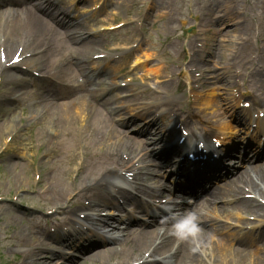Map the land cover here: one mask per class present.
<instances>
[{
	"label": "bare ground",
	"instance_id": "bare-ground-1",
	"mask_svg": "<svg viewBox=\"0 0 264 264\" xmlns=\"http://www.w3.org/2000/svg\"><path fill=\"white\" fill-rule=\"evenodd\" d=\"M40 1V4H33L32 0H0V45L4 47V51L7 53L5 62H2L0 58V72L2 75V73H11L15 70L16 72L13 74L21 77H14L9 83L11 88H8L7 93L4 95L3 99L0 100V108H4L5 112L3 114H9L12 112V110L8 109L10 104L13 103L16 107L15 104H19V102L25 100L27 96L31 94L35 95L34 99L37 100V104L34 113L40 116L42 120L48 121L45 127L51 132L46 140V147H55V145H58V143L62 141H65V145H69L60 150V154L63 151V155H60L61 159L57 161V163L64 161V164L70 166L67 171H64V178L62 180H57L55 176L49 177L48 186L43 184L45 181H43L42 178L38 183L39 187L42 183L43 191L47 194L48 198L50 197L53 200V203L59 202V207L57 209L60 210L59 215L61 216V222L56 225L57 229H62L63 226L72 228L74 223H82L84 219L90 220V222H96L99 227L110 228L112 229L111 231H116L119 227L115 223L124 221V224L127 226L123 240L117 242L116 246L118 248L108 247L105 250L96 252L94 258H96L98 264H123L135 257H140L145 251L151 252L148 257L149 259L153 256H164L162 263L159 264H204L200 260L198 255L199 249L196 244L199 245V248H202L206 242V238L212 231V229H210L211 226L209 227L212 218L206 213V210L210 207L209 203L218 201L224 202V199H233L232 202H228L232 203V209H252L256 213H262L264 208L261 207V203L256 202L253 198L241 199L237 198V196L241 194L246 196L248 193L259 195V197L264 195V189L262 190L259 184L256 183V179L264 183V164L252 165L250 158L248 156L244 157L245 160L242 161L244 171L236 180H230L223 185L216 183L218 175L220 176L217 172L214 173L213 167L218 164L216 159H214L212 163L203 165L205 170L204 174L199 173V166H197L194 171L188 172L186 177L195 183L194 190H191V193L188 191V193L194 194L195 189L198 187L196 194L202 189L207 191L206 198L199 201L197 200L192 204L186 200V203L180 207L182 216L188 212L196 214L195 227L187 221L185 225H188L183 228L178 227L177 223L172 227H166L164 229L166 224H160L159 218L156 215L151 216V221H140L132 216L125 219L120 216L126 203L132 202L135 204L136 198L134 197V200L130 196V193L133 194V190H142L141 180H156V178L152 176L151 167L148 165L149 152L138 140H132L128 136L126 137L119 133L113 124L105 123L104 118L100 117L101 107L106 105V101H99L98 92L95 88H90V85L93 84L90 83L93 75L88 67L90 65V55L96 51L101 43V39L97 34L98 32L94 29L96 27H93L94 34L90 36L86 34L83 29V26L90 22H87L85 15L78 16L79 13L77 11V13L73 15V18L70 19V15L63 13V11L55 5V1ZM160 7L164 8L161 2H157V8ZM223 17L225 20L222 19ZM91 18L92 16H90V19ZM222 18L221 25L224 26L231 20L230 18H233V12L231 10H224ZM235 28L234 26L233 31L236 30ZM86 31L88 30L86 29ZM225 34L227 33L225 32ZM24 43L25 46L28 47H35V45L40 44V47L44 48V50L38 56H32L30 59L26 58L23 60V62L29 63V65H25V63L22 62L12 64L11 61L14 58L13 53L15 54L16 51L14 50L12 53L13 57L9 59L11 55L10 51L15 47V44L16 48H18L17 46L19 45L23 44L24 46ZM247 43H250L249 38L244 41L241 48L243 49L248 46ZM73 53H77V57L74 59L72 58ZM68 57L70 59H68ZM144 57L148 59L149 55L145 53ZM83 59L86 60L84 61ZM194 60L197 61L196 58L191 56L189 67L194 64ZM105 65L101 71H104L103 73L106 77H110L107 74L113 76L122 70L121 64H115L114 66L109 63ZM197 65L199 69L204 71L207 69L204 68L203 65L201 67V64H196V66ZM230 66L231 67L228 65L223 68V73L219 72L221 76H217L219 81H223V84L227 86V88L234 90L237 88L235 91L240 98L236 99L233 97V99L239 101L245 95L253 97L259 95L264 99V54L261 53L259 48L255 49L253 55L250 56L246 64L243 63L239 65L235 58L232 60ZM143 68L142 72H152L148 66ZM160 69L161 68L158 69V67L155 68V72H160ZM232 69H235V71H232ZM17 70H20L22 73H17ZM224 70L230 74L226 73ZM204 71L201 72L199 78H196L198 82L194 79L197 73L193 76L192 73L189 74L188 72L189 76L187 78V83L189 92L187 91L186 100L184 101L181 98L178 102L170 101L165 108V112H161L159 118L155 117L159 119L158 122H154V124L151 125L150 123H145L139 127V131H142L145 135L149 134L152 140L157 143L159 142V132L167 126V121L163 124V118L166 116L177 117V110L184 109L183 106L188 103L190 98L197 102L202 101L201 103L210 107L212 104L211 102L205 99V97H199L195 94L203 92L200 87L202 85H200L199 82L204 78ZM44 73L45 76L60 80L73 75L86 76L88 78L89 88H77L76 85H70L68 87L52 86L50 85L52 84L50 83L51 80L47 78L41 79L39 75L38 77L35 75H44ZM216 73L218 72L215 71L214 74ZM38 81H40L41 84L38 86L37 92H32L31 89L26 90L24 88V86L29 83L37 86ZM112 82L116 83L115 81ZM166 87L169 88V84H166ZM0 88L2 89V87ZM57 88H62L64 94L72 96V98L68 101H60L63 93L56 90ZM72 90H75V92ZM126 101H129V99ZM95 103L99 104L98 108L94 107ZM126 110L131 111L133 109L127 108ZM75 111V114L78 116L76 115L73 121ZM133 111L137 110L134 109ZM79 116L82 118V125L85 123L83 131L81 130L82 132L78 127ZM136 116L142 117L140 113H137ZM171 119L172 118H170V120ZM11 122V124L8 123L7 126H5L4 131H8L14 126L15 118L11 119ZM2 127H4V125ZM166 130L169 135L174 134L172 130ZM227 132H239V128L234 130L230 129ZM12 133H14V135L11 141L17 136L18 132L15 130L11 132V134ZM69 136L72 138L73 142L71 140H66L69 139ZM79 140L81 144H83L82 146L78 143ZM93 142L99 144L97 154H93L89 151V147ZM178 143L171 146L170 150H173L174 153L178 149ZM168 144H170V142ZM250 147L251 146L248 145L246 151L249 150ZM34 149L35 145L32 143V152H34ZM82 149L86 150L81 151ZM237 149L239 153L242 151L241 148ZM236 151V148L231 151L226 150L223 152L224 157L229 158L232 156V152L236 153ZM166 154H159V160H162ZM6 161H11L10 169L12 173H20L19 167L21 166V161L12 162L11 156H7ZM95 163L102 164L96 171L93 169ZM154 165L160 166L157 163H153V166ZM55 169L59 170V166H56ZM55 169H51L54 174ZM126 169H128V171H126L125 174H128V176L125 174L122 175L121 173V171ZM73 174L77 175L79 179L76 180V177L73 178ZM41 176L43 177L42 174ZM116 177L119 178L117 179ZM130 178L135 180V183L137 181L138 184L132 186L133 182ZM122 179L127 181L132 188L129 189L117 186L116 182ZM63 183L68 184L59 187V185ZM241 183L250 190H248V192L246 190L242 191L241 187H239ZM44 202H48V199L46 198ZM227 206L228 205L218 206L216 208L217 212L225 211ZM137 207L142 209L145 215H149V211L145 209L144 206L138 203ZM79 209L91 210L92 212L84 215L83 219H81L80 215L78 216V211L80 212ZM13 210H15V214L20 213L17 209ZM105 211H108V213L112 215L108 218L101 216L100 213ZM116 213L120 215L116 216ZM133 223H136L138 227L133 228ZM37 228L38 232L36 236L32 237L29 243L31 248L28 249V256L24 257L22 264H50L52 259L56 258L55 256L61 254L56 251V248L46 245L45 239L49 241L53 240V244L60 246L63 244L64 238L68 237L69 233L74 235L72 230H67L66 232L61 231L58 233L61 235H59L57 239H52L47 231H41L40 227ZM74 231H76V233L78 232V230ZM52 235L54 236L55 234ZM258 235L260 239H264V231L260 232ZM252 236L253 234L249 235L251 240L248 237L237 236L236 239L238 240L236 244L238 248L231 249L230 252L224 253L223 248L227 250L225 246L229 238L227 235H222L217 245L218 258L220 260L218 264H230V260H235L236 264L245 263L247 257H249V254L252 252V249L249 248L251 241L255 243ZM27 241V239L23 238L22 241H17V244H22L24 242L28 243ZM64 244L73 247V243ZM103 244L105 243L88 245L82 248L96 249L98 247H93L98 245H100L99 247H103L105 246ZM213 249L214 248H212V250ZM259 255L260 254L252 260L253 264H264V257ZM147 263L149 262L145 260L140 264Z\"/></svg>",
	"mask_w": 264,
	"mask_h": 264
},
{
	"label": "rangeland",
	"instance_id": "rangeland-1",
	"mask_svg": "<svg viewBox=\"0 0 264 264\" xmlns=\"http://www.w3.org/2000/svg\"><path fill=\"white\" fill-rule=\"evenodd\" d=\"M36 2L38 4L40 1L36 0ZM157 2H161L164 8H157ZM224 10H231L235 18H230L231 20L223 26L219 19L222 18ZM101 11V13L95 16V21L90 20L89 23L83 26L84 30L88 29L92 24H118L126 21L128 22L127 25L113 31H106L105 35L100 38L107 42L103 41L102 43L106 44V46L114 44H122L124 46L125 44L136 42V39L140 37L144 39L143 46L140 48V45L136 49L135 55H140L145 60L142 51L146 50L151 54L149 60L142 66L148 65V68L152 72L145 71L141 72L140 75H136L134 72L131 76H136L137 79L133 81V90H130V85L120 89H110L109 95L113 97V101L104 111L103 115L109 122H114L112 120L119 121L121 119L119 111L116 110H119L117 109L118 106H126L122 102L124 95L131 97L135 94V97L129 105L133 104L134 107H136L135 105H148L144 108H151L152 110H158V112V107L165 109L170 101L178 102L181 98L184 101L186 100V88L188 87L185 80L186 69L183 67L180 70L178 67L185 65L190 58L181 50V47L185 45L189 53L198 51V55H195L194 58H200L202 61H194L197 64H201V67L203 65L204 68H207L204 71V78L199 82L202 85L201 89L203 94L198 95L203 96V98L205 97L212 104L210 108L203 109L202 116L200 115L202 122L212 124L211 135L214 133V127L218 131L224 129L228 133V130H234L236 126H240L231 117L232 113L228 112L227 101H222V98L233 97L231 94L234 89L227 88L223 84V81H219L217 75L221 76L219 72L223 73V68L228 65L231 67L230 64L235 58L239 65L246 64L255 49L259 48L261 53L264 54V37L262 36L264 35V0H106L105 7ZM222 19L225 20L224 17ZM190 25H195L198 33L195 35L188 34L187 29ZM234 26L236 27L235 31H233ZM246 37L251 38L250 43H247L248 46L239 52L238 47H240ZM201 45L202 47H200ZM130 46L128 44V47ZM32 48L40 49V44ZM15 49L16 44L10 51L11 55ZM133 57L131 56L130 59ZM159 66H163V68L159 73H156L155 68ZM143 69L140 68V71H143ZM199 70L198 73L203 71L201 69ZM215 71L218 73L214 74ZM232 71H235V69H232ZM14 72L12 71L2 76L3 83L1 84L2 89H0V100L3 99L8 88H11L9 83L13 78H21L15 76L13 74ZM171 72L174 75L172 79H169L168 77H170ZM225 72L228 73L227 71ZM128 77L125 74H120L118 80L124 81ZM111 78L113 77L111 76ZM37 83L38 86L41 84L40 82ZM166 84H169V88L166 87ZM101 87L107 89L106 84H102ZM163 87H166L169 92H165ZM24 88L26 90L31 89V91L38 89L32 83L26 84ZM95 88L98 89V86ZM144 92H146V95L150 93L153 95L145 96ZM162 92L163 96L161 95ZM34 96L32 94L27 96L19 104H15L16 107L13 103L10 104L8 109L12 110V112L9 114H3L5 112L4 108H0V151H4L3 155L0 156V197L3 198L0 200V264H22L24 255L29 252V243L32 237L36 236L37 230L34 228L39 227V225L45 226V219L53 221L51 226L57 223L55 215L48 217L47 213L53 208L59 207V205L45 207L46 204L43 201L46 198L51 199L47 195H42V183L40 186L41 190L37 189L35 182L37 180V171L43 175L42 180L45 181L43 184L48 186L49 177L55 176L57 180H62L64 178V171H67L70 167L64 164V161L57 163L61 159L60 155H63V151L60 154V150L64 146L56 145L51 148L44 146L40 149L34 144L38 136L45 137L47 135L44 127L48 122L42 120L40 116L35 115L34 110L37 100L34 99ZM194 105V100L190 98L188 103L183 106L184 109L177 110V117L181 119L184 113L190 111L192 113L196 112L193 109L195 108ZM158 112L157 115L159 114ZM76 115L73 116V121ZM210 115H215L213 122L210 120ZM153 117H155L154 114L147 115L146 119L153 121ZM13 118H15L14 126L8 131H4L5 126L8 123H12L11 119ZM188 121L194 122L195 120L190 118ZM135 122H138V125L142 124L140 123V119H136ZM3 125L4 127H2ZM127 125L126 127L118 128L123 130V135L139 138L140 143L142 142L152 155L155 148L152 146V141L149 140L147 134H136L137 127L135 123H128ZM79 129L81 128L79 127ZM15 130L18 132L17 136L10 144H7L8 138L10 137L9 134ZM228 136L232 135L230 134ZM162 137V134L159 133L160 140ZM229 138L236 140L242 139L241 131L234 137ZM66 140L73 142L70 136ZM80 140L78 143L82 146L83 144H81ZM62 142L65 144V141ZM32 143L35 145L34 152H32ZM67 146L69 145H65V147ZM161 146H164V143ZM98 148L99 144L93 143L90 145L89 151L97 154ZM85 150L82 149L81 151ZM254 150L255 152L253 154L250 153V157L254 161L253 164H264V150H257L255 147ZM7 156L12 157V162H22L19 167V174L12 173L10 169L11 161H6ZM101 165L95 163L93 169L96 171ZM242 165L243 163L239 156L229 158L219 184L221 185L230 180H236L244 171ZM56 166H59V170L55 169ZM52 168L55 169V174L51 170ZM161 170L162 168L157 169L158 172H161ZM75 177L76 180L79 179L77 175L73 174V178ZM257 181L259 180L257 179ZM65 184L68 183H63L59 187ZM261 199H264V195ZM215 203L217 206H221V202ZM13 209H17L20 213L15 214V210ZM208 215L210 218H213L211 226L214 225L215 230L230 233L234 237L235 232L231 233L228 232V229L224 230L221 222L218 220L225 218L240 220L241 215L253 214L245 210H229L228 208L221 214L214 213V211L210 210ZM216 217L217 219L214 222V218ZM214 228H212L211 234L205 240L203 251L209 257L213 256L215 263L218 264L220 261L217 249L218 238L214 236ZM233 237L229 240V244L225 246L227 250L223 249L224 253L230 252L231 249L238 247L236 242H233L235 241ZM23 238L27 239L28 243H22L24 245L17 244V241H22ZM108 247L118 248L116 245L110 244L99 249V251L105 250ZM212 248H214V251ZM249 248L252 249V252L243 264H253L252 260L256 256L258 257V254L264 257V239L251 243ZM59 250L63 252L62 256L53 258L50 264H98L96 258H94L97 249L88 253H81L65 247H59ZM230 264H236V261L230 260Z\"/></svg>",
	"mask_w": 264,
	"mask_h": 264
},
{
	"label": "clouds",
	"instance_id": "clouds-1",
	"mask_svg": "<svg viewBox=\"0 0 264 264\" xmlns=\"http://www.w3.org/2000/svg\"><path fill=\"white\" fill-rule=\"evenodd\" d=\"M184 221H189L193 225V227H195L196 226V214L193 212L186 213L180 220V223H183Z\"/></svg>",
	"mask_w": 264,
	"mask_h": 264
}]
</instances>
